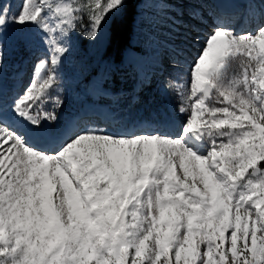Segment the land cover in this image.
Wrapping results in <instances>:
<instances>
[{"label":"snow or ice","instance_id":"obj_1","mask_svg":"<svg viewBox=\"0 0 264 264\" xmlns=\"http://www.w3.org/2000/svg\"><path fill=\"white\" fill-rule=\"evenodd\" d=\"M199 25L174 109L103 102L123 71L179 67ZM181 262L264 264V0H0V264Z\"/></svg>","mask_w":264,"mask_h":264},{"label":"rangeland","instance_id":"obj_2","mask_svg":"<svg viewBox=\"0 0 264 264\" xmlns=\"http://www.w3.org/2000/svg\"><path fill=\"white\" fill-rule=\"evenodd\" d=\"M16 7H17V2H16L15 7L13 5V8L15 10H16ZM155 8H156L155 5H150V9L146 12V15H147L146 18L147 19H151L153 17V15L156 13V11H158ZM207 9H208V4L205 5V12ZM199 28L200 29L203 28L204 30L209 29L204 25H199ZM200 32H201V30L199 31V33ZM199 33H193V35H197ZM197 45H198L197 43L195 45H193L190 42L187 46L185 56L182 58L184 62L179 67H176L172 63L167 62L166 65L164 66V68L167 67L169 69L166 72L164 69L163 74H160V71L157 70L156 73L151 75L150 80L145 81L141 84L142 86L139 88V91H137V92H135V89L137 87V78H136L135 73L130 69L121 72L119 75L116 76V78L113 81L110 82V86L113 87V86L118 85L119 88L116 89L117 93L124 91V89L127 87L131 88V92L126 91V92H124L125 94L120 93L117 95V98L115 101L109 100V102L110 103H113V102L118 103L122 108H124L127 112H129L134 117H138L141 114V112H143V111H145V115L153 116L161 108H168L169 103L166 99L167 96H164V94L162 93V91L164 90L162 83L163 82L166 83L167 79L170 77L173 79H176L178 77H180V78H187L188 77L190 62L198 54V53H195V51H197V49L199 48V47H197ZM178 68H181L184 71H186L185 75H182L180 72H178V70H177ZM66 71L68 72L69 77H71L72 76L71 60H70V63L68 64V66L66 68ZM30 78H31V76L28 77V80ZM78 90L80 92H82L81 89L78 88ZM78 90H76V91L79 92ZM170 93H171V98H172L173 102H175V105H177V97H176L175 93L172 91H170ZM121 94H123V95H121ZM74 95H79V94H74ZM82 96H83V94H81L80 97H78V99H77L78 104H79V99ZM69 101H72V100H69ZM70 104H73V103L70 102ZM67 105H68V103H67ZM49 107L51 108V106H49ZM138 118H141V117H138ZM150 151L153 153V155H155V147L154 146H152L150 148ZM10 163H11V161L6 160L5 161V168H7V166ZM4 179L7 182L8 176H5ZM48 186H49V188L47 187V189H48L47 193L51 194L52 202L54 204L55 196H56V188L52 185L51 182L49 183ZM49 208L51 210V205H49ZM227 235L228 234L226 233V242H225L226 247H227ZM238 243H242V241L238 242ZM229 256H230V253H229ZM181 264H182V262H181Z\"/></svg>","mask_w":264,"mask_h":264},{"label":"trees","instance_id":"obj_3","mask_svg":"<svg viewBox=\"0 0 264 264\" xmlns=\"http://www.w3.org/2000/svg\"><path fill=\"white\" fill-rule=\"evenodd\" d=\"M130 38V29L127 25L114 27L112 36L106 51L107 56L119 58L121 50L128 44Z\"/></svg>","mask_w":264,"mask_h":264},{"label":"bare ground","instance_id":"obj_4","mask_svg":"<svg viewBox=\"0 0 264 264\" xmlns=\"http://www.w3.org/2000/svg\"><path fill=\"white\" fill-rule=\"evenodd\" d=\"M17 2V1H16ZM16 2L14 3V7H15V5H16ZM230 5H228L227 4V6L226 5H220V4H218V3H212V2H210V3H208V8H218V7H229ZM201 30V32L199 33V34H197V35H199V37H200V43H197L198 45H197V47H199L198 49H197V51H195V53H198V51H199V49H200V47H201V45H202V42H203V40L206 38V35H210L211 33H210V29H203V28H201L200 29ZM196 47V48H197ZM131 63L132 64H135L136 62H135V60H133V61H131ZM165 69V72L169 69V68H164ZM74 86H72V88H71V91H70V94H69V98H68V100H67V103H68V105L66 106V110H67V108H72V107H74V106H72L71 104H70V102H72V103H74V104H76V107L77 106H79V104L81 103V101L84 99L83 98V96L79 99V104H78V97H80V95L82 94V92H80L79 90H78V88H76V87H74ZM76 90H78L79 92H77ZM130 92V91H129ZM81 93V94H80ZM162 93H164V90L162 91ZM74 94H79V95H74ZM118 94H120V93H118ZM117 94V95H118ZM125 94V93H124ZM121 95H123V94H121ZM169 96L171 97V93H170V90H169ZM172 99V98H171ZM69 100H72V101H69ZM174 104H175V102H174ZM174 107H176V105L174 106ZM170 109H172V105H171V108ZM50 183V182H49ZM49 185V184H48ZM46 186V194H47V187L49 188V186ZM257 235H258V237H259V233H257ZM250 240V239H249ZM249 243L251 244V241H249Z\"/></svg>","mask_w":264,"mask_h":264},{"label":"built area","instance_id":"obj_5","mask_svg":"<svg viewBox=\"0 0 264 264\" xmlns=\"http://www.w3.org/2000/svg\"><path fill=\"white\" fill-rule=\"evenodd\" d=\"M17 0H12V6L14 5V3L16 2ZM129 42H130V39H129ZM129 45V43L126 45V47ZM107 48V47H106ZM70 62V61H69Z\"/></svg>","mask_w":264,"mask_h":264}]
</instances>
